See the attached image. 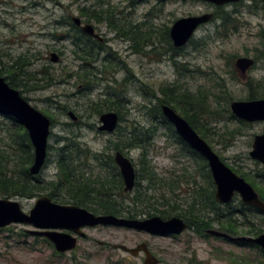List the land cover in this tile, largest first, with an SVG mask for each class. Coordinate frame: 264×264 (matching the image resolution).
<instances>
[{
    "label": "rangeland",
    "instance_id": "1",
    "mask_svg": "<svg viewBox=\"0 0 264 264\" xmlns=\"http://www.w3.org/2000/svg\"><path fill=\"white\" fill-rule=\"evenodd\" d=\"M95 1L80 2L92 14L86 19L71 0H0V70L5 73L13 66L17 73L15 79L27 90L22 92L20 87L14 88L52 121L47 164L40 178L51 184L58 182L56 173L59 148L64 144L62 138L68 137L67 146L73 149L74 142L79 141L89 148L88 152H111L117 151L116 143L122 146V134L133 125L140 129L155 125L154 138L146 151L127 147L121 151L135 161L140 160L142 152L147 154L145 166L154 173V184L139 178L144 187L137 188L144 192L145 199L150 197L142 201H150L159 210L171 205L187 209L192 203L195 207L207 205L210 209L206 196L213 193L214 184L206 160L186 150L184 144L171 134L167 124L160 118L152 121L147 113L153 104H161L164 100L162 89L168 88L177 104V107L171 104L176 112L184 117L181 108L190 116L194 115L198 126L207 131L208 140L196 132L226 165L248 173L250 183L256 187L254 177L261 176L264 167L249 156V151L253 135L264 133V121L239 119L224 99L225 93L233 99L249 95L250 89L245 85L248 78L244 83L229 76L233 60L230 61V56H256V48L264 39V7L260 0L223 5L205 0H100V7L94 4ZM204 13H212V18L197 27L189 43L172 51L171 40H167L163 32L177 18ZM72 16L90 23L100 37V45L90 50L94 58L88 57L85 61L77 57L79 53H74L71 39L66 37L77 33V26H72L75 25ZM138 32L149 36L141 47L127 37ZM51 52L58 54L57 62L50 60ZM23 59L28 63L23 64ZM257 61L247 74L250 81L258 84L257 95H262L264 62ZM16 62L22 70L18 71ZM44 68L47 76L42 74ZM115 97L120 98V131L97 130L100 113L96 109L99 105L109 104ZM104 111L108 110L103 108L101 113ZM69 112L75 115V120ZM11 119L0 113V153H8L5 140L15 130ZM20 157L17 154L7 164L16 178H19ZM7 174L13 173L8 171ZM41 186L43 189L38 195L49 191L50 185ZM38 195L0 194V198L16 199L23 211L28 212ZM228 208L239 210L240 206L235 201ZM243 212L249 216L239 218L241 215L234 213L233 217L239 223L245 218L250 225L264 232L262 214L246 209ZM208 217L213 214L209 213ZM246 225L238 226L237 232L247 231L249 225ZM193 227L189 226L174 239L113 228H86L83 231L88 238H80L74 250L56 257L52 264H70L72 256H77L83 264H115L123 255L118 250L98 254L97 240L125 241L130 246L147 240L167 264H234L238 257H252L264 264V252L258 246H237L222 239L201 238L194 235ZM212 227L218 228L216 223ZM32 228L19 223L0 228V264H50L47 259H50L52 249L47 242L26 232ZM131 262L139 263L140 259L132 258Z\"/></svg>",
    "mask_w": 264,
    "mask_h": 264
},
{
    "label": "water",
    "instance_id": "2",
    "mask_svg": "<svg viewBox=\"0 0 264 264\" xmlns=\"http://www.w3.org/2000/svg\"><path fill=\"white\" fill-rule=\"evenodd\" d=\"M216 5H223L239 0H205ZM264 6V0H262ZM212 17L211 13L201 15H188L173 21L169 35L175 47L183 46L194 34L200 24L207 22ZM72 21L80 26L82 32L92 37H100L94 32L90 23H81L80 18L72 16ZM59 56L55 52L50 53V60L57 62ZM239 68L245 70L252 60L239 57L236 60ZM232 113L245 121H264V97L247 101H233ZM160 109L166 120L172 124L178 136L201 157H203L212 175L215 185V199L220 202H228L237 192L241 200L264 212V200H262L254 187L243 177L237 175L224 163L211 148V146L196 132L190 123L181 116L169 104L161 103ZM0 113L14 118L23 126L33 147V160L29 166L31 174H37L42 168L47 156L48 137L51 133L52 121L41 111L33 107L17 89L10 86L4 77L0 76ZM73 120L75 115L69 112ZM97 130L111 133L118 125V114L113 110L100 113ZM249 155L253 160L264 165V133L255 134ZM114 159L119 167L125 183V190H130L134 185L135 171L130 159L121 151H115ZM10 223L29 224L42 229L33 231L45 235L50 239L58 251H65L75 246L76 239L67 233L56 232L55 229H69L77 234H82L81 227L101 225H119L145 230L153 234L170 235L180 234L188 228V223L181 217L171 216L163 219L152 216L144 220L125 219L115 215H95L85 208L76 205H63L53 203L46 196L37 198L29 210L24 212L19 201L0 198V227ZM216 237H230L223 231L209 228L206 230ZM242 239L257 244L264 252V232L257 236H241ZM143 249L146 253L144 264H158L156 258L151 255L145 245L139 244L134 250Z\"/></svg>",
    "mask_w": 264,
    "mask_h": 264
},
{
    "label": "flooded vegetation",
    "instance_id": "3",
    "mask_svg": "<svg viewBox=\"0 0 264 264\" xmlns=\"http://www.w3.org/2000/svg\"><path fill=\"white\" fill-rule=\"evenodd\" d=\"M239 1H242V0H239ZM239 1L230 2V3H238ZM260 2L263 6L262 0H260ZM80 21H81V19H80ZM81 23H83V22L81 21ZM73 24H75V26L80 28V26L78 24H76L75 22H73ZM171 25H170V27H171ZM170 27L167 28L168 29V35H169ZM192 37L183 46H185L187 43H189L191 41ZM93 38L96 39L98 42H100L98 38H95V37H93ZM169 38H170V35H169ZM170 40H171V38H170ZM170 45L174 48H177V49L183 47V46H181V47L173 46L172 40H171ZM258 46H259V48H256L257 51H256L255 57H250L247 55L235 56L234 54H231V56H230V61L233 58V60L230 64L231 68L229 69L230 78L234 79V80L237 79L238 81L241 79V80H243L244 83H245V80L248 78L246 80L245 85L246 86L248 85V87L250 89V92H249V95L247 96V98H243V99H233V98H230V96H226L228 93H225L224 101L226 103H228L230 110H231L230 106H231V103L233 101H247V100L261 99L264 97V94L257 95L258 92L256 91V89L258 87V84H257V82L253 83L252 81H250L249 76L247 74L248 70H250L251 68L256 66V64L258 62L257 59H259L260 62H264V39L260 40V43L258 44ZM239 57L249 58L252 60V63L245 70H242L241 68L238 67V65L236 63V60ZM259 85H260V82H259ZM241 120H243V119H241ZM246 122H249V121H246ZM253 122H255V121H253ZM254 135H253V137H254ZM252 142H253V138H252ZM251 146H252V143H251ZM123 154L130 159V161L134 167V171H135L134 185L130 190H125V183L123 180V176H122V174L119 170V167H118V165L114 159L115 151H111V152H105V151H103V152H88V151L77 152L76 151V152H68V153L66 152V154H65L66 157H64V159H69L66 161L68 163L70 162L69 164H70L71 169L69 168V170H70L69 173H71L70 174L71 178H73L76 181H82V182H83V180H86L85 181L86 183H84V185L79 186L81 191H78L77 188H75V186L73 184H70L69 182H67L66 177L63 176L64 178L63 177L61 178L59 170L56 173V176L59 177L57 183L51 184L50 182H44L43 179L40 178V176H41L43 168L47 164L46 163L47 156H46L44 164L37 174H31L29 172V166L30 165L28 166L29 178L25 179L26 183H28L29 181H31L30 183H35V184L37 183L38 184V191L29 192V193L21 194V195L17 194V195H20L23 197H32V196H35L36 194L38 195V192H40L41 189H43L41 185L47 184L48 186L50 185L49 191L46 194L38 195L35 198V200L41 196H46L53 203L63 204V205H76V206L85 208L86 210L90 211L91 213H93L95 215L111 214V215H115L117 217H121V218H125V219H138V220H144V219L150 218L152 216H155L156 215L155 213H157L158 211H157V209H154L156 207H154L153 204L144 203L142 200L139 201V200H136L137 198L133 197V196H135V194H137V192L139 193L141 191V189H139L137 187H144L138 181L139 178L143 179V177L141 176V172L138 173L136 167L140 166L141 164H145L148 162L147 154L142 152L139 161L133 160L130 156L126 155L125 153H123ZM61 157H62V155L59 156V159H61ZM71 159H73V160H71ZM76 160H78V161H76ZM73 162H76V164L73 165ZM258 163H260V162H258ZM262 166L264 167V165H262ZM232 170L237 175L243 177L240 174L239 170H237V169L236 170L232 169ZM209 172H210V170H209ZM95 173H97V175H94ZM137 173H138V175H137ZM86 174L88 175L87 177L84 176ZM112 174H114V177L109 178ZM263 174H264V172H263ZM263 174H262V176H264ZM99 175L107 176V179H110V182H106V183H102V184H100L99 182H93L92 183L93 178H95V180H96L97 178L100 177ZM210 175H211V173H210ZM211 178H212V175H211ZM245 180L248 183H250L249 180H247V179H245ZM212 181H213V179H212ZM213 184H214V182H213ZM136 189H137V191H136ZM254 189H255V187H254ZM257 193H258L259 197L262 200H264V196L259 194L258 191H257ZM132 194H133V196H131ZM214 194H215V185H214V190L212 193L211 203L214 202L218 206L219 212L220 211H223V212L228 211L229 205L232 202L237 201V203L240 206V209L239 210H230V211L235 213V214L241 215V216H238L239 218H241L243 216H245V217L249 216L247 213L243 212L244 209H246L250 212H256V213H260V214L264 215V212L260 211L258 208L244 203L241 200V197L237 192H235L233 194L230 201L225 202V203L216 200ZM8 199H10V198H8ZM13 200H16V199H13ZM20 206H21V204H20ZM248 207L255 208V209L254 210L249 209ZM156 216H159L163 219H167V218L171 217V216H165L164 217V216H161L160 214L156 215ZM173 216H177V215H173ZM183 219L188 223V228H189V226H194L193 227V229H195L194 235H199V236H201V238L207 239L209 237H213V238H217V239H222L226 242L234 243L237 246H248V247L249 246H251V247L258 246L257 244L250 242V241H246V240H242V239H236V237H241V236L254 237V236H257L258 234H260V233L254 234L252 231H250L249 228L243 234H241V232H237L238 226L246 225V224L249 225V226L246 225L248 227L253 226V224L250 225L249 222L245 220V218H243L244 221L242 223H239V220H236L234 222L236 224V227L234 229H232L229 226H226L225 228H221L219 223H217L215 221H213V224L216 223L218 228H214L212 226L202 227L199 223L191 222L185 218H183ZM10 224H12V223H10ZM10 224H8V225H10ZM19 224H23V223H19ZM8 225H6V226H8ZM24 225H29V224H24ZM30 226H32V225H30ZM3 227H5V226H3ZM3 227H0V228H3ZM92 227L113 228L117 231H123V232L124 231L137 232L139 234L146 235L149 237H154V238L155 237H167L170 239H174V238H177V235H179V234L160 235V234H153V233H150V232L145 231V230H139V229L127 227V226L101 225V224H97L94 226L81 227V231L83 232L82 234H77L74 231L69 230V229H55L56 232H62V233L70 234L71 236L75 237V239H76L75 240L76 243H75V246L73 248L65 250V251H58L55 248L54 243L50 239H48L45 235L33 232V231H41L42 229L33 227L32 229L26 230V232L31 234L32 236H34V238H40L41 242L43 240V242H47L50 245L49 248L52 249V252H51V257H50V259H47V262L50 261V264H52V263L56 262V257L60 258L67 251L74 250L76 248V245H77L78 240L80 238H83V239L88 238L87 234L83 230L86 228H92ZM209 228H213V229L223 231L226 234H228L230 237H216V236L210 235L206 231ZM186 230H184V231H186ZM261 233H263V232H261ZM124 242L125 241H123V242H110V241H105V240L104 241L103 240H97V243L100 245V248L97 250V252H98V254H101L102 252H107V251H117V250L122 251L123 255H120V257H118L119 260L116 261L115 264H144V260L146 259L145 251L143 249H139L136 252L132 251L139 244L143 243L145 245L147 251L156 258L158 264H167L166 261L164 259H162L160 257V255L156 252V250L147 242V240H140L137 244L132 245V246L126 245ZM132 258H134V259L139 258L140 262L139 263L131 262ZM238 258L240 259L241 257H238ZM238 258H237V260H238ZM245 258H247V257H245ZM77 259H78L77 256H72L70 259V264H83L81 262L82 260H77ZM237 260L234 261V264H237Z\"/></svg>",
    "mask_w": 264,
    "mask_h": 264
},
{
    "label": "trees",
    "instance_id": "4",
    "mask_svg": "<svg viewBox=\"0 0 264 264\" xmlns=\"http://www.w3.org/2000/svg\"><path fill=\"white\" fill-rule=\"evenodd\" d=\"M87 0H71L72 3H76L78 5V10L80 12V14L88 19L92 14L90 12H88V10L86 9L87 7L85 5H81L80 2L84 3ZM100 0H96L94 2V4H96L98 7H100V5L98 4ZM86 4V3H85ZM96 15L93 14V16ZM225 21L228 20L227 17L224 18ZM73 28H75V25H72ZM112 28H115V26H113L112 24L110 25ZM77 29V33H72V35L70 36H66L69 37L71 39V44L74 47V53L78 54V58L81 60H87L88 57L94 58L92 51L94 46L96 45H100V43L94 39L93 37L83 33L81 31V29H79L78 27H76ZM118 30L120 32H122L125 36L127 35L126 31L119 29ZM69 31V30H68ZM168 40L169 35H168V29H166L163 32ZM128 38H130L133 42L134 45H139L141 47V44L145 43L148 39L149 36L147 34H144L142 32H138L137 34H128L127 36ZM170 49L172 51H177V48H174L170 45ZM140 50V49H139ZM28 60H24L23 59V64L28 63ZM18 65L17 62L15 64V66ZM86 65V63H85ZM16 69L14 68L13 71V66L11 67V69L7 70L5 73L3 71L0 70V76H4V79L7 81V83L15 88H19L20 90H22V92L26 91L27 88L23 85L20 84L19 81H17L15 79L14 76L17 75ZM22 70L20 67V64L18 65V71ZM17 71V72H18ZM6 74V75H5ZM43 75L47 74V69L44 68L43 70ZM48 75V74H47ZM46 75V76H47ZM46 77L43 76V80L45 81ZM49 84V83H47ZM19 90V92L21 93V91ZM162 93L164 96V100H162L161 103H166V104H173V106L177 107V104L175 102V100L173 99V97L171 96V90L168 88L162 89ZM25 98V97H24ZM114 100L112 102H110L109 104H104V105H99L98 108L96 109L97 113H101L103 108H106V110H116L117 114H118V122L122 121V115L119 113V101L120 98L119 97H115L113 98ZM180 112H182V114L184 115V117L186 118V120L190 123V125L205 139L208 140V133L205 129H203L201 126H198V124L195 122V118L194 115L190 116L186 111H184V109L180 108ZM213 113H216L215 111H212ZM147 113L149 115L150 118H152V121L155 119L160 118L162 120L163 123L167 124L168 127L170 128V132L173 136H175V138H177L178 141L182 142L184 144V147L186 150H188L189 152L193 153V154H197V152L195 150H193L189 145H187L179 136L178 134L175 132L173 126L171 123L167 122L166 118L162 115L161 113V109H160V104L158 105H152L151 107L148 108ZM8 116V115H7ZM10 117V116H9ZM12 118V117H11ZM13 121V126L15 127V130H13L14 132L9 133L7 140H5L7 143L5 144L6 146V150L8 151L7 154L4 153H0V194L9 196V195H17V194H26L29 192H35L38 191V184L36 183H30L31 181H29L28 183H26L25 179L29 178V174H28V166L30 165V163L32 162L33 159V147L31 145V142L28 138V135L25 131V129L23 128V126L21 124H19L14 118L11 119ZM152 124V123H151ZM120 124L118 123L117 127H116V131H120ZM155 129L156 126L153 125V127H149V128H138L135 127L134 125L131 127V129L129 131H125L122 134L121 137V145H117V143L115 144V150L118 151H122L123 147H127L130 149H141L143 151H146L148 148V145L151 143L152 139L154 138L155 135ZM122 133V132H120ZM62 140L64 141V144H62V146L59 148V151L61 152L60 155H62L61 159L58 160V170L60 172L61 178L64 176L66 177V181L69 182L70 184H73L75 186V188H77L78 191H81V189L79 188L80 185H84V183H86L85 181H76L73 178H71V173H69V168H70V162L68 163L66 160L69 159H64V157H66V152H72L77 151V152H83V151H89V148L86 147V145H84L83 143L79 142V141H75L74 142V149L70 148L67 146V143L70 141L68 139V137L62 138ZM73 149V150H72ZM17 154H20L21 157L20 159V165H19V178L17 176H15V173L13 170H10L7 166V164L9 163V161L15 157H17ZM69 156V155H68ZM73 160V159H71ZM207 166V165H206ZM71 169V168H70ZM10 171L13 174L12 175H8L7 172ZM138 173L141 172V176L143 177V179L145 180H149L150 184H154V182H152V180L154 179V173L152 172L151 168H148L145 166V164H141L139 166V169L137 170ZM264 171V170H263ZM17 173V172H16ZM137 173V175H138ZM240 174L247 180L251 179L250 175L248 173H245L243 171H240ZM263 174V173H262ZM259 175L258 177H255L257 180V182L255 183L256 185V189L259 190V194H261L262 196H264V176ZM264 175V174H263ZM97 178L96 180L93 179V182H99L100 184L102 183H106V182H110V179H107V176H101ZM63 177V178H64ZM114 177V174H112L109 178ZM250 177V178H249ZM86 185V184H85ZM172 189V188H171ZM143 191H140L139 193L137 192V194H135L134 198H137L136 200H147L150 199V197H148L147 199H145L143 197ZM212 192H210V194L208 196H206V201L208 203H210L211 207L210 209H208L207 205L203 208L200 207H195V203H192L189 205V207L187 209H179L177 208V206L175 205H171L169 208H163L161 210L157 209V213L160 214L161 216H170V212L175 213L177 216L185 218L191 222H196L199 223L202 227H209L212 226L213 221L219 223V225L221 226V228H225L226 226L231 227L232 229H234L236 227V224L234 223L236 221L235 218H233V212H231L230 210L223 212V211H218V206L212 202ZM78 198V197H77ZM146 203V202H144ZM147 203H150L147 202ZM108 208V207H107ZM249 209H255V208H251L248 207ZM110 209V208H109ZM209 210V211H206ZM212 213L213 217L209 218L208 214ZM263 215V214H262ZM264 216V215H263ZM250 231H252L254 234H258L261 233V229L260 228H256L254 225L249 227ZM236 261V260H235ZM237 264H260L259 262L256 261L255 258L252 257H241L240 259L238 258L237 260Z\"/></svg>",
    "mask_w": 264,
    "mask_h": 264
}]
</instances>
